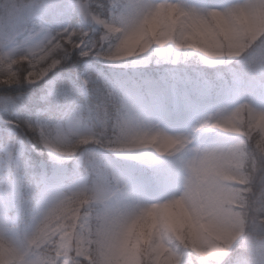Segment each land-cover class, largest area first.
Returning <instances> with one entry per match:
<instances>
[{"label": "clouds", "instance_id": "clouds-1", "mask_svg": "<svg viewBox=\"0 0 264 264\" xmlns=\"http://www.w3.org/2000/svg\"><path fill=\"white\" fill-rule=\"evenodd\" d=\"M0 264H264V0H0Z\"/></svg>", "mask_w": 264, "mask_h": 264}]
</instances>
